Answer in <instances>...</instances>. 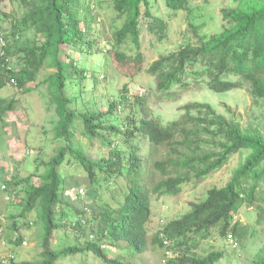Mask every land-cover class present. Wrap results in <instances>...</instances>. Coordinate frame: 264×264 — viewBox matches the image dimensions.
Returning a JSON list of instances; mask_svg holds the SVG:
<instances>
[{"label": "trees", "instance_id": "1", "mask_svg": "<svg viewBox=\"0 0 264 264\" xmlns=\"http://www.w3.org/2000/svg\"><path fill=\"white\" fill-rule=\"evenodd\" d=\"M5 1L0 0V5ZM191 1L115 0L116 11L126 22L114 33L107 52L124 76L133 78L147 65L142 49L144 32L159 41L168 38L169 23L162 10L169 16L191 13ZM236 1L235 7L223 9L220 33L200 34L199 27L191 24L198 43L165 53L147 68L156 78L159 93L170 98L176 87L186 89L194 81L207 83L216 93L247 89L256 102L264 100V0ZM26 6V13L15 19L9 33L0 24L12 66V71L7 70L0 56V90L14 78L16 84L12 86L30 92V85L38 82L41 71L52 70L45 83L59 118L55 136L63 146L48 162L38 164L44 167V173L37 169L26 179L6 182L13 190L23 187V212L14 230H30L36 223L41 231L40 259L20 264H59L63 257L80 253L92 254L106 264H124L120 258L108 255V246L133 257L159 247L164 251L161 264H219L223 251L197 256L190 241L194 237L209 239L216 230L225 238L232 234L234 239L244 240L247 227L235 219L246 206L264 202V133L244 129L212 105L199 102L183 107L179 119L168 124L151 114L137 120L136 113L122 124L119 105L114 101L109 111L79 112L77 97L70 96V86L80 78L86 81L87 72L80 73L73 51L82 48V53H93L96 39L86 30L87 21L94 22L91 8L83 0H27ZM129 42L135 48L132 52L122 49ZM18 105L17 99L0 96L1 128L8 126L6 119L18 110ZM108 116H115L117 122L106 123L111 121L106 119ZM108 134L116 135L121 144L108 141L109 154L94 163L87 157L84 141L92 149L95 140L105 144ZM243 154V163L226 186L210 189L202 202L191 205L188 213L169 221L152 236L149 234L154 196H178L185 184L204 181ZM66 161L84 170L86 177L82 180L88 186L98 187V176H104L107 184L111 180L120 197L113 203L78 208L75 204L81 199V183L62 171ZM34 213L36 222L30 219ZM71 234L74 243L54 247L60 236L69 238ZM23 239L18 234L15 244L21 246ZM175 252L179 255L173 256ZM255 264H264V253Z\"/></svg>", "mask_w": 264, "mask_h": 264}, {"label": "rangeland", "instance_id": "2", "mask_svg": "<svg viewBox=\"0 0 264 264\" xmlns=\"http://www.w3.org/2000/svg\"><path fill=\"white\" fill-rule=\"evenodd\" d=\"M26 1L6 0L0 5V24L6 34L12 30L15 19H21L26 13ZM83 1L85 6L91 8V14L94 17L93 23L91 19L87 21L86 30L91 38L96 39V44L92 54L90 50L82 53V48L79 51H73L77 57L80 73L87 72L86 81L80 78L73 81L70 86V96L77 97L79 112L93 110L100 112L102 109L109 111L111 102L114 101L119 105L118 116L122 124L125 123L122 121L130 114L134 116L135 113L137 120L151 114V117L161 123L168 124L179 119L183 107L199 102L212 105L218 113L238 121L244 129H258L264 133V100L256 102L247 89L216 93L208 88L207 83L200 84L193 81L186 89L176 87L174 94L169 98L158 92L156 78L147 72V68L161 55L176 52L188 43H198L197 33L191 24L199 27L200 34L220 33L223 28V9L235 7L236 0H192L191 13L180 12L172 16L162 10V14L169 23L168 38L159 41L144 32L142 49L146 54L147 65L142 73L133 78L124 76L107 52L111 47L109 42L114 41V33L120 30L126 22L125 18H120L115 9V0ZM155 8H157L156 4ZM29 35L33 37L34 32L30 31ZM132 43L129 42L122 49L129 52L134 51ZM66 51L67 49L65 53ZM16 61L17 58L12 61L14 68ZM52 72L48 69L42 70L38 82L30 85L32 88L30 92L9 85L0 90V96L15 98L19 103L18 110L10 113L6 119L8 126L0 127V178L2 179L0 185V264H20L40 259V226L34 223L30 230L21 229L19 232H16L13 227L23 212V187L13 190L12 186L6 182L12 183L26 179L37 172V169L40 174L44 173V167L39 166V168L38 164L41 161L48 162L63 146L62 141L56 139L55 136V127L59 118L51 102L48 84L45 83ZM119 102L122 104L120 105ZM109 116L106 117L107 120L110 119ZM110 120L106 123L117 122L115 116ZM79 131L81 133L84 131L83 124ZM107 137L109 138L105 144L100 140H95L92 149H89V144L86 140L84 141L83 146L87 157L94 163H99L103 156L109 154L108 141L115 140L118 145L121 144L116 135L108 134ZM134 141L137 143V140ZM90 146L92 147V144ZM143 149L145 151V145ZM245 156L246 154L235 157L229 166L204 181L185 184L178 196H154L153 218L149 224V234L152 236L169 221L179 219L188 213L191 205L202 202L210 189L226 186L234 171L243 163ZM67 164L69 163L66 161L62 171L70 178L79 179L81 183L78 189L81 199L75 204L78 208L81 209L84 205L97 206L103 202L113 203L120 197L116 184L111 180L107 184L104 176H98L100 184L93 188L82 180L86 177L83 169H76L75 166ZM36 181L38 182V179ZM66 196L69 197V194ZM30 219L36 222V213L31 214ZM235 220H240L242 225L247 227L243 241L234 239L232 234L225 238L216 230L209 239L192 238L190 243L194 248L193 252L197 256L204 257L214 251H223L224 257L219 264H255L264 253V202L260 201L255 206H246ZM18 234H22L24 238L21 246L15 244ZM60 237L62 238L54 245L56 249L74 243L73 234L69 238ZM88 238L89 235L79 243L83 244ZM106 252L112 258H120L124 264H161V257L164 254L159 247L156 250H147L140 257L128 256L126 251L109 246ZM174 254L172 253L173 256L179 255V252ZM59 264L106 263L92 254L80 253L74 257H63Z\"/></svg>", "mask_w": 264, "mask_h": 264}, {"label": "built area", "instance_id": "3", "mask_svg": "<svg viewBox=\"0 0 264 264\" xmlns=\"http://www.w3.org/2000/svg\"><path fill=\"white\" fill-rule=\"evenodd\" d=\"M6 47H7V41H6L5 33L0 28V56L5 59L6 64L4 66L7 68V70L12 71V66L10 65L11 58L7 56ZM14 84H16V80L12 78L8 85L12 86Z\"/></svg>", "mask_w": 264, "mask_h": 264}]
</instances>
